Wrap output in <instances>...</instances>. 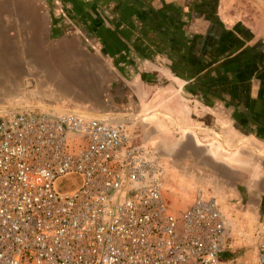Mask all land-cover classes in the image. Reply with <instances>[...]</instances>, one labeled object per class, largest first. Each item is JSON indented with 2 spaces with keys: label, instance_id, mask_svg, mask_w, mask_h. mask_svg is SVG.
Wrapping results in <instances>:
<instances>
[{
  "label": "built area",
  "instance_id": "1",
  "mask_svg": "<svg viewBox=\"0 0 264 264\" xmlns=\"http://www.w3.org/2000/svg\"><path fill=\"white\" fill-rule=\"evenodd\" d=\"M124 122L0 108V264H221L227 224L212 195L165 196L156 150ZM76 174L78 185L57 189ZM256 264H264V223Z\"/></svg>",
  "mask_w": 264,
  "mask_h": 264
},
{
  "label": "crops",
  "instance_id": "2",
  "mask_svg": "<svg viewBox=\"0 0 264 264\" xmlns=\"http://www.w3.org/2000/svg\"><path fill=\"white\" fill-rule=\"evenodd\" d=\"M10 1L25 11L11 9L19 17L8 18L26 21L29 27L39 15L48 40L67 32L78 38L80 31L97 43L59 0H42V8L39 0ZM84 1L101 15L97 21L106 22L118 37L113 50L125 54L116 63L110 60L112 77L128 85L138 106L113 112L131 116L140 111L145 116L127 125L134 133L143 130L135 135L136 142L163 150L165 139L182 133L191 143H201L217 163L234 171L246 166V173L259 176L264 169V0ZM2 11L0 26L6 20ZM44 104L46 110L64 109ZM31 105L43 107L39 102ZM93 111L113 119L112 110L97 106ZM155 111L159 123L153 124L150 113ZM206 133L217 138L200 141L199 134ZM175 143L173 138L168 149L177 148Z\"/></svg>",
  "mask_w": 264,
  "mask_h": 264
},
{
  "label": "rangeland",
  "instance_id": "3",
  "mask_svg": "<svg viewBox=\"0 0 264 264\" xmlns=\"http://www.w3.org/2000/svg\"><path fill=\"white\" fill-rule=\"evenodd\" d=\"M5 2L0 6V10L3 8L2 15L6 16L5 22H2L4 26H0V108L52 102L64 108L60 109L63 111L93 114V110L100 106L105 111L112 110L113 119L126 125L135 122L136 118L145 117L140 115V111L133 116L113 112L116 111L114 108L125 105H128V109H137L138 101L126 83L113 79L112 72L115 71L112 63L84 30L80 28L84 33L78 31V38L67 32L66 36L48 40L46 22L39 20V15L26 27V21L8 18L19 17L11 14V9L12 12H22V6L18 3L13 5L9 3L10 0ZM39 2L42 8V0ZM39 7H35L38 14L41 12ZM44 105L41 108L45 109ZM155 113H150L154 114L153 124L155 121L159 123L160 114ZM166 123L170 124L171 121ZM131 131L134 137L143 132L141 129L135 133ZM172 135L171 140H176L177 148L168 149L171 144L169 137L165 139L168 143L163 150L155 149L165 170L169 171L164 180L168 201L172 206L184 208L191 203L197 190L214 196L228 231L221 263L256 264L257 228L264 223V169L255 177L246 173V166L242 171H234L217 163L201 143H191L188 136L182 137V133ZM213 136L217 138L212 133L199 134V140ZM134 139L137 140L136 137ZM243 153L248 154V151L244 150ZM78 183V175L70 174L58 180L57 189L71 190Z\"/></svg>",
  "mask_w": 264,
  "mask_h": 264
},
{
  "label": "water",
  "instance_id": "4",
  "mask_svg": "<svg viewBox=\"0 0 264 264\" xmlns=\"http://www.w3.org/2000/svg\"><path fill=\"white\" fill-rule=\"evenodd\" d=\"M65 8L69 11L74 19L80 22L81 26L86 29L94 38L99 45L100 51L111 61L116 63L120 61L122 52H115L113 48L118 45L117 36L115 33L109 29L106 22H102L96 19L100 17L99 13L95 10L94 6L87 3L84 0H59ZM77 3V7L72 6V4ZM113 32V33H112ZM121 45V44H120ZM120 70V69H119ZM122 72V70H120ZM251 129V128H250Z\"/></svg>",
  "mask_w": 264,
  "mask_h": 264
},
{
  "label": "bare ground",
  "instance_id": "5",
  "mask_svg": "<svg viewBox=\"0 0 264 264\" xmlns=\"http://www.w3.org/2000/svg\"><path fill=\"white\" fill-rule=\"evenodd\" d=\"M55 111H58V110H55ZM83 113H87V114H91V115H93V116H99V117H104V118H107V119L113 120V119H111V118L108 117V116L95 115V114L90 113V112H83ZM163 167H164V166H163ZM164 171H165V175H166V170H165V168H164ZM164 191H165V187H164ZM217 203H218V201H217Z\"/></svg>",
  "mask_w": 264,
  "mask_h": 264
}]
</instances>
